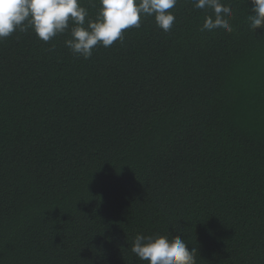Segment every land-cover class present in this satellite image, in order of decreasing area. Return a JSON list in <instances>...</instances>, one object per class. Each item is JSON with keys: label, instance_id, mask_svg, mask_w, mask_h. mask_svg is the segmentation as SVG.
<instances>
[{"label": "trees", "instance_id": "16d2710c", "mask_svg": "<svg viewBox=\"0 0 264 264\" xmlns=\"http://www.w3.org/2000/svg\"><path fill=\"white\" fill-rule=\"evenodd\" d=\"M222 3L231 33L178 0L171 31L143 18L87 60L71 22L0 42V264H148L136 233L264 264V28L249 0Z\"/></svg>", "mask_w": 264, "mask_h": 264}, {"label": "clouds", "instance_id": "9594fccd", "mask_svg": "<svg viewBox=\"0 0 264 264\" xmlns=\"http://www.w3.org/2000/svg\"><path fill=\"white\" fill-rule=\"evenodd\" d=\"M197 9L211 10L206 15L200 31L212 32L234 29L230 18L234 13L222 0H193ZM249 28H264V0H249ZM100 8L95 20L87 19L88 9L80 0H0V42L16 32L31 29L47 43L70 29L71 38L64 41L76 57L85 60L93 55L98 46L111 47L124 42L128 29L141 27L142 19L154 17L157 27L164 32L172 30L176 21L175 8L178 0H99ZM95 6V5H93ZM131 251L148 264H196V249H189L181 235L169 239L168 235L136 233Z\"/></svg>", "mask_w": 264, "mask_h": 264}]
</instances>
